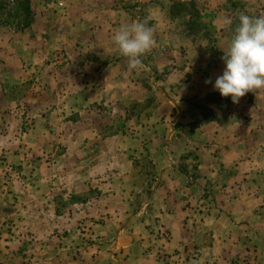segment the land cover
<instances>
[{"label": "rangeland", "instance_id": "1", "mask_svg": "<svg viewBox=\"0 0 264 264\" xmlns=\"http://www.w3.org/2000/svg\"><path fill=\"white\" fill-rule=\"evenodd\" d=\"M206 2L0 0V264H264V89L214 90L264 0Z\"/></svg>", "mask_w": 264, "mask_h": 264}, {"label": "clouds", "instance_id": "2", "mask_svg": "<svg viewBox=\"0 0 264 264\" xmlns=\"http://www.w3.org/2000/svg\"><path fill=\"white\" fill-rule=\"evenodd\" d=\"M238 21L228 50L221 57L225 68L214 84V90L222 97L231 96L234 104L247 93L264 89V16L240 13ZM112 41L119 54L127 58L129 70L143 69L142 57L155 47L154 32L147 21L121 26ZM205 83L212 81L208 79Z\"/></svg>", "mask_w": 264, "mask_h": 264}, {"label": "crops", "instance_id": "3", "mask_svg": "<svg viewBox=\"0 0 264 264\" xmlns=\"http://www.w3.org/2000/svg\"><path fill=\"white\" fill-rule=\"evenodd\" d=\"M161 1L169 2L170 0H161ZM224 1H227V0H207V2H206L207 4L206 5H207V7H209V10H210V9H213L214 7L219 6ZM232 1H237V0H232Z\"/></svg>", "mask_w": 264, "mask_h": 264}]
</instances>
